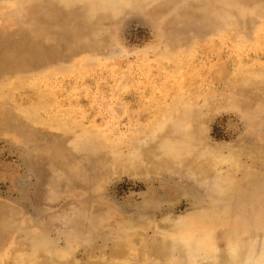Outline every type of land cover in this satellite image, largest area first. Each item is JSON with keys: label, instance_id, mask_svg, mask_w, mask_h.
I'll list each match as a JSON object with an SVG mask.
<instances>
[{"label": "rangeland", "instance_id": "obj_1", "mask_svg": "<svg viewBox=\"0 0 264 264\" xmlns=\"http://www.w3.org/2000/svg\"><path fill=\"white\" fill-rule=\"evenodd\" d=\"M86 1L58 11L54 40L36 32L11 59L6 48L24 32L0 22L6 245L73 247L79 264L89 247L108 251L130 222L151 221L149 240L165 218L207 219L218 203L264 216V0ZM41 8L30 20L46 14ZM239 32L246 44L233 39ZM37 92L47 95L36 100ZM182 96L190 113L177 109L156 131L172 152L182 133L206 134L222 160L215 178L174 162L153 172L145 159L163 138L144 127Z\"/></svg>", "mask_w": 264, "mask_h": 264}, {"label": "bare ground", "instance_id": "obj_2", "mask_svg": "<svg viewBox=\"0 0 264 264\" xmlns=\"http://www.w3.org/2000/svg\"><path fill=\"white\" fill-rule=\"evenodd\" d=\"M95 1L87 0L85 3L87 5ZM149 1L151 0H147ZM76 2H83V0H0V22L9 18L15 20L17 23L13 28L14 32H16L15 29L24 32V38L21 41H14L6 48L7 53H10L7 58L11 59L17 56V53L32 47L35 44L36 32H40L44 39L54 40L53 38L60 30L59 24L53 21L54 18H58V11L71 10ZM138 2L140 0H129L126 4L132 5ZM37 4L42 7L41 9L48 11L46 14H41L40 18L30 20L29 15L36 9ZM257 26H264V22ZM39 28H46V30L42 31ZM249 37L248 34L239 32L233 39L238 38L239 44H246ZM207 39L208 37H204L196 42H205ZM5 59L6 55L2 56V65H11L5 63ZM45 96L37 92L33 98L40 100ZM187 100L186 97L179 98L175 101L176 103L174 102L175 104L164 108L156 119L151 120L144 128L156 131L159 126H162V119H167L170 114L177 112V109L186 116L190 113L188 107L191 106ZM187 126L184 125L183 128L186 129ZM144 128L139 130L142 131ZM160 133L155 132L156 138ZM170 133H173L172 128L169 129ZM182 134L185 136L183 146L176 148V151L169 150L170 146L165 141L167 138L163 133L160 135L162 140L157 138L158 142L144 149L145 159L148 160L147 163L152 171L164 170L174 162L194 175L206 179L215 178L222 160L216 148L205 142L206 134L205 139L204 136L195 133L193 136L190 133ZM184 151L186 153H183ZM136 152L138 156L140 153ZM239 156L232 155L230 159L238 160ZM218 182L215 181L216 184ZM221 185L225 188L224 183L218 184V186ZM223 190V188L222 191L219 189L220 192ZM240 210L237 207L231 209L224 202L212 205L204 211L207 219L165 218L160 225H157V231L160 233L149 240H146L145 233L151 227V221L127 223L118 233L120 239L115 240L108 251L103 250L95 254L89 247L86 260L79 264H139L140 257H144L147 264H264V216L258 214L260 212L256 215L253 210ZM3 215L0 213V227L7 225L3 222L6 220ZM239 216L242 222L233 225L232 221L240 218ZM3 237L5 235L0 231V264H60L62 260L67 264H74L75 249L73 247L56 253L54 250L50 252L47 249L49 246L44 244L37 251H29L30 249L20 242L7 246Z\"/></svg>", "mask_w": 264, "mask_h": 264}]
</instances>
